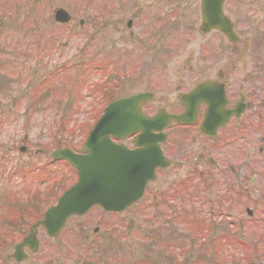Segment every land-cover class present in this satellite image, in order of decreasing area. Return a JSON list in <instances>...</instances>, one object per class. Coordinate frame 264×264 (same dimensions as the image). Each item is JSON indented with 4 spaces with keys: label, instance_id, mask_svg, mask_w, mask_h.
Masks as SVG:
<instances>
[{
    "label": "rangeland",
    "instance_id": "rangeland-1",
    "mask_svg": "<svg viewBox=\"0 0 264 264\" xmlns=\"http://www.w3.org/2000/svg\"><path fill=\"white\" fill-rule=\"evenodd\" d=\"M88 1L0 0V264H15L8 257L13 245L28 225L75 181V172L63 161L52 162L50 152L65 145L79 151L108 101L148 90L153 92V99L144 110L153 114L158 107L175 103L178 92H186L218 69L231 68L228 42L216 32L202 35L198 30V0H154L155 14L172 3L181 5L175 13L179 23L175 29H165L170 22L161 19L156 24L160 28L157 32H146L154 34L155 44L158 41L152 60L150 54L132 53L135 43L128 44V31H91L92 24L107 17L104 0H93L94 5L89 8L85 5ZM232 1L242 9L247 21L240 26L245 31L240 32L241 38L250 42L247 53L256 51L255 57L260 60L241 61V71L264 72L259 69L264 68V0ZM56 7L65 8L72 20L65 25L54 23L52 11ZM133 33L136 34L135 29ZM116 36L126 45L112 48L115 55L110 60L105 57L107 43ZM255 82L256 86L260 84ZM69 91L74 100L65 102ZM255 98L254 95L253 103ZM194 132L195 128L170 131L171 138L190 150V159L177 168L172 180L181 193H191L197 183L194 172L188 175L189 183H182V178L194 167L193 163L203 165L200 155L210 154L224 167L233 163L229 155L211 149L212 143L193 140ZM258 135H253L257 162L254 183L264 185V154L257 153ZM20 146L26 151L20 152ZM155 188L149 187L152 190L147 191L144 202L119 216L93 208L81 218H71L57 238L48 239L39 228V251L21 264H79V258L85 264L89 260L93 264L253 262L250 233L258 220H248L245 202H232L230 195L226 201L218 202V198L212 197L223 189L219 188L211 198L203 193V199H197L195 204H181L168 201L171 189H161L157 195ZM154 193L156 201L152 202ZM17 199L22 200L19 208L11 202L18 203ZM256 209L262 212V208ZM173 213L179 216L178 220H171ZM258 215L255 213L254 217ZM185 216L183 220L181 217ZM96 226L100 233L93 243L87 244L83 233Z\"/></svg>",
    "mask_w": 264,
    "mask_h": 264
},
{
    "label": "flooded vegetation",
    "instance_id": "flooded-vegetation-1",
    "mask_svg": "<svg viewBox=\"0 0 264 264\" xmlns=\"http://www.w3.org/2000/svg\"><path fill=\"white\" fill-rule=\"evenodd\" d=\"M137 2L138 0H104L103 10L105 11L107 20L103 18V20L101 19L98 23L92 24L90 30L100 31L103 29L105 32L120 33L128 31L130 37L128 44L135 43L132 53L142 56L150 54V60H152L156 57L155 55L158 51L156 49L158 48V41L156 40L155 44V41H153L154 34L151 36V33H147L157 32L156 30H159L160 28H158L156 24L159 25V20L161 19L164 23L170 22V25L168 24V26L166 25L164 27L165 29H175V27L179 25V23H177L178 21L175 20V13L179 11V6L181 4L177 6L172 3L169 5V8L162 7L160 8L161 13L155 14L154 10L157 11L156 1L140 0V2ZM198 2L199 12L201 13L202 1L198 0ZM85 5L89 8L94 5V2L93 0H89ZM137 6L138 9H136ZM149 6H151V8ZM155 6L156 8H154ZM149 8L152 10L147 12ZM222 12L229 18L232 30L237 36V39L233 43H228V45L231 46L230 63L232 64V71L218 69L211 77H206L203 80H212L217 83H222L226 94L225 109L230 110L235 107V112L228 116L226 122L223 126L217 129L214 136L197 134L198 126L202 121L206 110V105L204 103H200L197 108L198 114L194 124H178L173 121L171 125L165 129L167 134L164 136V139L162 141L158 140L159 148L167 159L175 161L176 158H178V161H181L184 164H172L166 168L157 169L155 172V179L147 185L146 191H148V188L153 185L156 186L154 191L157 195H159V190L161 191V189L169 188L175 190L176 184L172 180L178 172L176 166L182 167L185 165L186 159H190V150L187 145H182V142L176 141V138H171L170 131L172 129H180V131H182L186 128H195L192 137L193 140L200 139L205 141V143H212L211 149L220 153L224 152L225 155H229L230 158H232L233 163H226V167H224V164L222 163H220L221 165L217 164L210 154L200 155V161L202 164L208 165L205 170L201 171L202 178L205 181L212 179L209 186L211 188L214 186L223 188L221 196L224 197L225 200H227V195H230L228 199L232 202H245L246 205L244 207V212L247 215L248 220H258L254 222L256 224V229H253L250 233L249 249L251 245L252 252L250 261H253L250 264H264V185H257L254 183L257 162L254 161L256 139L253 136L255 133L259 134L257 137V142H259L257 153L264 154V72L256 73L253 71H241V61L249 62L251 58L254 62L260 60L255 57H258L256 51L253 50L249 54L247 53L250 42H247L246 39H243L240 36V32H245L240 29V26L247 24L242 9L237 7L232 0H224L222 4ZM170 17H172V19H170ZM253 23L255 24L254 20ZM79 25H83L82 20L79 21ZM133 29H135L136 34L133 33ZM210 32L220 33L216 30L200 33L205 35ZM219 35H221V33ZM220 37L224 38L222 35ZM117 38V36L114 37L113 41L109 39V42L107 43V57L110 60H112V57L115 55L112 48L117 47L116 49H118L119 46L126 45V41H118ZM260 49L261 48H258V50ZM260 68L264 69L262 67H259V69ZM256 80L260 83L258 86H256ZM230 84H232L231 89L228 87ZM191 88L187 91L189 92ZM180 93L181 92L177 93L175 103L173 101L169 106L158 107L157 109L165 108L170 113H180L183 111L179 102ZM254 95L257 97L255 98L256 103H253ZM146 105L147 104H144L143 107ZM133 138V136H127L118 142H122L129 148H132ZM230 149L231 152L229 153ZM157 182L160 183L156 184ZM158 187L160 188L158 189ZM142 201L143 200L137 202V204ZM250 205H253V207H250ZM257 207L262 208V212L256 209ZM246 208H250L248 212ZM247 213H250V216ZM255 213H257V215L259 214L258 217H254ZM94 228H97V230H94ZM94 228L88 229L83 233V239L87 244L93 243L94 237L100 233L98 226ZM77 262L79 264H85L81 258L77 259ZM88 264L93 263L89 260Z\"/></svg>",
    "mask_w": 264,
    "mask_h": 264
},
{
    "label": "water",
    "instance_id": "water-1",
    "mask_svg": "<svg viewBox=\"0 0 264 264\" xmlns=\"http://www.w3.org/2000/svg\"><path fill=\"white\" fill-rule=\"evenodd\" d=\"M223 1L202 0V30L215 28L230 41H234L231 25L222 14ZM54 19L65 23L69 15L60 8L54 12ZM210 85L211 82H201L188 94L181 95L180 102L185 111L178 115L160 110L154 116H145L141 104L151 99L149 92L118 98L104 108L94 123L82 146V154H75L69 149L54 151V158L66 160L77 171V181L63 192L56 205L45 210L42 219L30 226L27 235L15 246L13 258L16 262L26 258L24 247L32 252L37 250L36 229L39 226L45 229L48 236L54 237L68 217L81 216L93 205H99L105 211H121L140 198L147 181L153 179L158 164L161 167L167 165L162 155L155 152L153 131L168 126L171 120L193 123L197 105L203 100L202 94L207 98L211 95L204 90ZM218 96H223L221 87L215 97ZM207 103L205 121L208 123L200 126L205 134H209L207 130L214 132L217 126L226 121V117H218L214 113L217 106L215 103ZM135 132L138 134L134 144L142 145V149L129 150L110 139V136L123 138Z\"/></svg>",
    "mask_w": 264,
    "mask_h": 264
}]
</instances>
